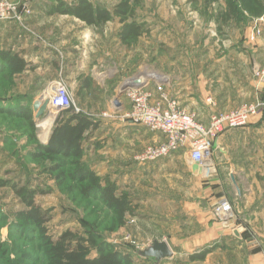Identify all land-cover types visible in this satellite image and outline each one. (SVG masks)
<instances>
[{
    "label": "rangeland",
    "instance_id": "obj_1",
    "mask_svg": "<svg viewBox=\"0 0 264 264\" xmlns=\"http://www.w3.org/2000/svg\"><path fill=\"white\" fill-rule=\"evenodd\" d=\"M19 1L25 3L24 25L11 23L19 27V38L39 51L34 56L37 64H30L42 66L41 69L30 66L15 74L5 71L4 66L0 68V178L18 182L28 189H44V194L35 196V202L47 211V233L54 237L67 229L84 236L92 233L98 243L104 242L129 253L134 264H250L253 257L264 255V158L258 159L263 165L251 176L230 172L238 192L228 167L221 163L225 158L220 159L217 153L209 173L198 172L196 176L187 173L191 165L183 151L146 163L133 160L136 152L162 140L149 143L146 129L120 125L115 128L122 122L104 116L111 100L118 98L126 104L124 94L118 97V82L124 85L139 76H155L164 80L160 84L164 88L168 82L166 75L173 65L168 59L170 52L165 48L173 31L167 24L175 29L173 35L184 38L193 50L201 48H196V44L203 38L239 41V47L249 52L253 62L254 80L246 79L261 82L264 87V28L261 35L251 40L248 35L254 28L253 17L244 14L237 24L220 22V12L226 8L224 0L213 3L209 0H140L137 20L148 32L124 44L116 38L120 27L116 21L87 27L64 15L48 16L40 9L37 13L41 16H36L39 19L30 20L32 1ZM38 1L43 2L44 7L52 3V0ZM92 1L107 8L115 3L114 0ZM184 47L178 48L183 50ZM207 47L215 48L214 45ZM229 52L240 61L237 69H243L248 56H240L241 52L235 48ZM243 53L247 55L246 51ZM59 63L61 69L57 67ZM76 69L79 72L76 73ZM238 77L236 75L237 82ZM58 78L66 82L72 103L58 112L48 106L45 120L39 126L41 131L32 139L25 120L11 116L8 111L13 112L28 94L31 98L40 94L31 104L35 108L42 100H49L52 82ZM86 81L89 86L81 88ZM156 84L157 80L150 78L148 86L155 88ZM251 98L247 93L245 101L238 106L264 100L260 95ZM74 114L98 123L97 130L83 140L84 155L79 163L88 165L99 179L113 182L117 193L129 195L133 210L121 220L98 197L81 194L79 182L66 179L58 185L49 168L62 162L63 169L72 171L76 167L75 160L58 155L33 161L28 155L37 139L43 143L62 117ZM105 118L111 119L110 125L104 124ZM221 198L228 199L232 207V217L226 223L214 215V207ZM25 208L9 187L0 188V264H48L37 230L16 222L15 213ZM218 231L221 236L217 237ZM154 240L168 242L175 251L173 257L156 263L137 254ZM185 248L190 254H185ZM204 248H210V252L203 259L189 258Z\"/></svg>",
    "mask_w": 264,
    "mask_h": 264
},
{
    "label": "trees",
    "instance_id": "obj_2",
    "mask_svg": "<svg viewBox=\"0 0 264 264\" xmlns=\"http://www.w3.org/2000/svg\"><path fill=\"white\" fill-rule=\"evenodd\" d=\"M111 8L93 3L91 0H71L66 3L64 0H52L47 13L49 15H69L87 25H100L116 20L120 25L117 31L118 39L128 44L148 32V30L137 20L136 9L140 0H114ZM218 0H209L217 2ZM226 8L220 12V22L227 24L231 21L240 22L244 14L249 17H259L264 14V0H224ZM7 71L17 73L27 68L28 62L17 53L9 54L0 51ZM86 81L81 88H87ZM23 99L13 112L8 111L11 116L23 118L30 129L32 139L36 138V123L31 108V97L28 95ZM264 98V97H262ZM264 118V110L262 111ZM98 128V123L84 115L74 114L62 117L53 128L48 140L44 143L38 139L35 148L30 150L28 155L33 161L52 159L54 156H62L65 159L75 160L76 167L72 171L63 169L64 164L57 162L49 168L58 185L66 179L79 182L80 192L85 197L96 196L110 209L120 220L132 212L131 199L126 193H117V186L106 179H99V176L88 165L79 163L84 155L83 140L91 132ZM55 172H57L55 174ZM9 187L12 192L26 205L27 208L18 210L15 213L16 222L24 228H35L40 234L44 246V254L48 264H134L129 253L112 248L104 242L98 243L97 238L89 233L87 236L67 229L54 237L47 233L48 221L47 211L35 202L37 194H44V189H28L18 182L0 178V188ZM95 253L92 254V248ZM210 252V248H204L198 253L189 255L191 260L203 259Z\"/></svg>",
    "mask_w": 264,
    "mask_h": 264
},
{
    "label": "crops",
    "instance_id": "obj_3",
    "mask_svg": "<svg viewBox=\"0 0 264 264\" xmlns=\"http://www.w3.org/2000/svg\"><path fill=\"white\" fill-rule=\"evenodd\" d=\"M31 1L32 15L29 17L30 20H35L38 18L36 16H41V13H37L38 9L45 12V14L48 16L59 15H49L47 13L48 5L44 7L43 2L41 4L38 0ZM64 16L77 20L81 24H85L84 22L72 16ZM169 19H172V16ZM110 22L112 21L107 23ZM85 25L87 27H94V25ZM166 27H168L169 30H173L171 33H169V30L167 31V33L170 34V39H168L170 41H168L165 45L166 50L170 52L168 59L173 65L170 72L166 75L168 82L164 88L173 98L178 101L181 107L196 113L200 121L207 123L211 112L230 111L236 108L239 103L245 101L247 93L251 94L252 98H254L256 95L264 97V87H262L261 82L259 81V84L258 82L254 83V81L251 82L246 79L247 77L249 79L254 78L251 72L253 62L249 58V52L246 49H241L239 47V41L230 38L225 40L216 38L210 41L203 38L199 41V43L196 44V48H198V46H201V48L193 50L188 47L184 38L177 37V34L176 36L173 35L176 33L174 32L175 29L171 28L168 24ZM19 33L20 30L16 24L11 22H0V51L9 54L17 53L19 57H22L26 62H28L27 68L32 66L35 69H41L42 65H33L37 64V60L34 59V56L39 54V51H37L38 49L33 48L31 43L27 44L25 40L19 38ZM116 38L118 39L117 33ZM180 45L183 47L186 46V48L184 47L185 49L183 50L179 49L178 47ZM213 45L215 47L214 49H206L207 46ZM234 48L241 52L242 55L240 56H244L246 58L248 56L249 59L247 64L244 65L243 69L241 68V70L237 69L236 64L240 62L237 61V56L232 55L231 52H229L230 50H234ZM243 51H246L247 55H245ZM250 54L253 57V54ZM4 61L5 60H3L0 56V68L4 66L5 71H7ZM246 61L247 60L245 59V62ZM31 62H33L32 65L30 64ZM57 67L61 69L60 63L57 64ZM27 68L25 70H27ZM77 72L79 71L77 70L76 73ZM1 73L2 71H0V74ZM236 75L239 76L238 82L236 81ZM120 83L121 82H118L116 85L118 90L121 86ZM258 85L261 86L258 87ZM27 96H24L23 99L25 100V97ZM37 96L38 94L33 96L32 99L36 98ZM121 104L123 105V103ZM107 111L119 112L116 110L112 100ZM104 120V124H111V119L105 118ZM118 125L121 127L131 126L142 129V127L139 125H131L125 122L117 123L115 128H117ZM145 137L148 139L149 143L163 140L161 135L153 132H148V135H145ZM47 140L48 135L43 140V142L45 143ZM214 143H216V147L213 148V161L215 160L214 154L217 153L219 154L220 159L223 160V158H225L221 163L224 165V167H228L229 173L231 171H235V173H242L245 175H247L246 173H249L248 175H253L255 173V169H257L259 165H261V167L263 165L261 162V160L264 158V118L262 117V114L254 117L251 122L244 127L231 129L224 132ZM259 158L261 159L260 161H258ZM221 163L219 162L216 164L220 167ZM191 167L192 165L188 167L187 173H190L194 176L197 174L199 175V173L192 170ZM202 175L205 176V174ZM253 181L255 183L254 179ZM244 190L248 191L246 189ZM220 234V231L216 232L217 237L221 236ZM167 244L172 251V255L170 257H173L175 251L168 242ZM184 252L186 255L190 254L189 249L187 248L184 249ZM150 259L156 263H160L162 261H155L153 258ZM263 262L264 255H261L253 257L250 264H263Z\"/></svg>",
    "mask_w": 264,
    "mask_h": 264
},
{
    "label": "built area",
    "instance_id": "obj_4",
    "mask_svg": "<svg viewBox=\"0 0 264 264\" xmlns=\"http://www.w3.org/2000/svg\"><path fill=\"white\" fill-rule=\"evenodd\" d=\"M24 10L25 3L19 0H0V22H16L19 27L23 26ZM254 20V28L248 35L251 40L262 34L264 14ZM124 96L126 104L123 103V109L119 112H107L104 116L139 125L163 137L161 143L146 146L136 152L133 160L146 163L183 151L189 163L197 164L205 174L209 173L214 164L213 145L218 137L231 129L246 126L264 110V100H255L230 111L211 112L208 122L203 123L196 113L181 107L160 84H156L155 88H130L125 91ZM49 102L54 110L61 111L70 107L72 99L62 78L52 82ZM231 213L230 202L221 198L214 207V215L226 223L232 217Z\"/></svg>",
    "mask_w": 264,
    "mask_h": 264
},
{
    "label": "water",
    "instance_id": "obj_5",
    "mask_svg": "<svg viewBox=\"0 0 264 264\" xmlns=\"http://www.w3.org/2000/svg\"><path fill=\"white\" fill-rule=\"evenodd\" d=\"M150 78L157 80L158 84H162L161 82H163L164 80H162L161 78L158 77H150V76H139L136 78H133L132 80H129L128 82H125L124 85H121L119 90H118V97H120L122 94H124V92L127 89L133 88V89H141V88H145L149 85V80ZM40 98V96L38 95L36 98H31L32 99V103L33 101H35L36 99ZM114 106L116 107V110L120 111L123 109V105L121 104V102L118 100H114L113 101ZM48 106H50V102L49 100L45 99L42 100V103H40V105L38 107H34L32 106V110L34 113V121L36 123V131L39 132L40 131V125L44 122L45 120V116L47 114V109ZM56 112H58L59 110H55ZM216 147V143H214L213 148ZM192 169L194 171L197 170V172L202 173V170L198 167L197 164H193L192 165ZM230 179L233 183V185L235 186V188L237 189V191L239 192V188L236 184V180L234 178L233 173H230ZM137 254L140 255L141 257H148V258H153L155 261H160L164 258H168L172 255V251L170 249V247L168 246V244L165 241H160V240H154L152 242L151 245H148L147 247L143 248V249H139L137 251Z\"/></svg>",
    "mask_w": 264,
    "mask_h": 264
},
{
    "label": "bare ground",
    "instance_id": "obj_6",
    "mask_svg": "<svg viewBox=\"0 0 264 264\" xmlns=\"http://www.w3.org/2000/svg\"><path fill=\"white\" fill-rule=\"evenodd\" d=\"M52 117H53V115L51 116V118H50V119H52ZM50 119H48V120H50Z\"/></svg>",
    "mask_w": 264,
    "mask_h": 264
}]
</instances>
